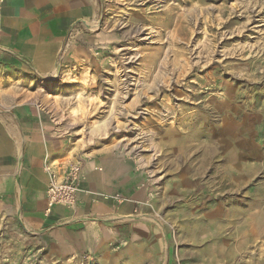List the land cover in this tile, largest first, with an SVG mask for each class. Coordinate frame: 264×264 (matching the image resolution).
I'll return each instance as SVG.
<instances>
[{
    "label": "rangeland",
    "instance_id": "374dc122",
    "mask_svg": "<svg viewBox=\"0 0 264 264\" xmlns=\"http://www.w3.org/2000/svg\"><path fill=\"white\" fill-rule=\"evenodd\" d=\"M93 23L58 72L1 81L0 114L21 94L70 167L130 165L137 201L95 250L0 213V264H264V0H103Z\"/></svg>",
    "mask_w": 264,
    "mask_h": 264
},
{
    "label": "crops",
    "instance_id": "0c3cea01",
    "mask_svg": "<svg viewBox=\"0 0 264 264\" xmlns=\"http://www.w3.org/2000/svg\"><path fill=\"white\" fill-rule=\"evenodd\" d=\"M102 1L4 0L0 82H21V75H51L68 35L78 27L94 26ZM5 101L10 106L1 107L0 114V213L14 217L29 232L48 231L75 249L95 250L100 238L109 236L100 223H116L137 201L131 166L116 158L81 157L77 206L49 210V180L67 173L73 163L71 151L65 140L54 136L37 105L21 102V94L15 92ZM117 195L129 201L121 205Z\"/></svg>",
    "mask_w": 264,
    "mask_h": 264
},
{
    "label": "built area",
    "instance_id": "2783aa9c",
    "mask_svg": "<svg viewBox=\"0 0 264 264\" xmlns=\"http://www.w3.org/2000/svg\"><path fill=\"white\" fill-rule=\"evenodd\" d=\"M3 2L4 0H0V9ZM81 170V166L77 164L72 165L62 179L51 175L46 190L49 210L58 205L70 209L77 206Z\"/></svg>",
    "mask_w": 264,
    "mask_h": 264
},
{
    "label": "bare ground",
    "instance_id": "6f19581e",
    "mask_svg": "<svg viewBox=\"0 0 264 264\" xmlns=\"http://www.w3.org/2000/svg\"><path fill=\"white\" fill-rule=\"evenodd\" d=\"M88 27H90V28H93L94 26H91V25H87ZM184 37V36H183ZM209 50H210V48H208ZM56 72H58V69H56ZM105 124V123H104ZM103 124V125H104ZM98 127V128H97ZM96 128L97 129H101L102 128V126H97ZM130 220V219H129ZM132 220V219H131Z\"/></svg>",
    "mask_w": 264,
    "mask_h": 264
}]
</instances>
